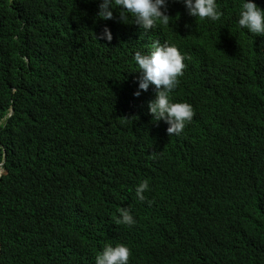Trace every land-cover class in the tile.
Instances as JSON below:
<instances>
[{"label":"trees","instance_id":"obj_1","mask_svg":"<svg viewBox=\"0 0 264 264\" xmlns=\"http://www.w3.org/2000/svg\"><path fill=\"white\" fill-rule=\"evenodd\" d=\"M99 2L0 0V264H94L106 243L129 264H264V36L238 27L240 0L216 22L169 0L148 31ZM153 41L184 57L180 135L148 113L153 86L133 95Z\"/></svg>","mask_w":264,"mask_h":264},{"label":"clouds","instance_id":"obj_2","mask_svg":"<svg viewBox=\"0 0 264 264\" xmlns=\"http://www.w3.org/2000/svg\"><path fill=\"white\" fill-rule=\"evenodd\" d=\"M169 0H100L97 17L103 20L113 18V10H119V19L125 22L132 18V22L144 31L155 28L158 24L166 26L170 23L167 14ZM182 2L187 14L199 20L211 22L219 21L222 12L217 6V0H178ZM238 27L248 33L264 36V10L252 0H240ZM97 39L111 41L110 30L105 26ZM136 71L140 73L138 88L133 93L140 96L141 90L147 91L151 86L155 89L154 99L148 102V113L153 121H164L168 127L167 134L180 135L186 124L190 123L194 111L192 106L183 101H174L171 94L183 76L185 67L184 57L176 46L167 42L163 44L153 41L147 52L136 51L132 57ZM0 165V174L4 173ZM1 181V180H0ZM149 190L148 181L142 180L135 187L136 198L144 202V193ZM118 225L133 226L136 223L128 208H120L115 220ZM2 252V251H1ZM130 249L127 245L106 243L94 258V264H129Z\"/></svg>","mask_w":264,"mask_h":264},{"label":"water","instance_id":"obj_3","mask_svg":"<svg viewBox=\"0 0 264 264\" xmlns=\"http://www.w3.org/2000/svg\"><path fill=\"white\" fill-rule=\"evenodd\" d=\"M1 176H2V174H0V180H1ZM1 251H2V246L0 244V255H1Z\"/></svg>","mask_w":264,"mask_h":264}]
</instances>
